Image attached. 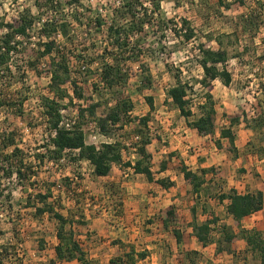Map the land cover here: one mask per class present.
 Masks as SVG:
<instances>
[{
    "label": "rangeland",
    "instance_id": "1",
    "mask_svg": "<svg viewBox=\"0 0 264 264\" xmlns=\"http://www.w3.org/2000/svg\"><path fill=\"white\" fill-rule=\"evenodd\" d=\"M46 1L0 0V24L11 23L26 10L35 20V25L28 32L27 38L22 39L19 37L16 39V42L20 44L17 47V51L12 54L9 62V71H5L4 68L0 70V103L2 104L0 107V147L4 139L6 144H9L7 148H0V150H3L0 157L4 158L14 148H18L22 153L12 160V163L16 166L18 165V160L21 159L26 165L23 171L25 178L22 180H18L13 176L11 179L6 180L3 178L1 181L2 187L8 190L3 192L2 195L0 194L1 264H79L76 260L71 263L61 262L55 258L54 248L58 244L56 221L48 212L40 216L35 214L37 208H43V204L36 197L37 194L43 195L47 191L51 193L48 204H53L54 211L74 221V234L82 249L86 252L87 259L91 258L89 260L91 264H110L111 260L124 258L131 247L136 252L146 251L148 253L149 260L146 262L140 261L141 263L139 264H152V254L155 255L153 264H167L172 256L175 262L179 258V260L184 261L183 264H258V259L246 253L244 242H235L231 245L223 243L221 251L218 252L221 256H219L217 263H213L208 259L212 251L206 250L204 251L205 254H202L201 251L196 249V240L190 241L189 238L185 244L190 251L180 253L175 247L172 251L168 250V244L171 243L170 239L173 238L172 240H175L172 234L173 229H171L170 234L165 236L163 234L165 231L161 228L160 234L162 236H156L157 227L155 226L157 224H155L154 215L151 213L158 210V207L153 206L154 203L147 201V199L143 203L140 202L142 196L138 193L140 189L136 185L134 186L132 182L128 183L127 180L125 181L127 182L126 185L120 182L118 187L112 186L107 192V197L111 199L114 196L113 198H116L112 205L120 207V216L118 215L116 219L114 218L116 214H111L112 217H109L110 215L108 214L107 222H100V225L93 226L88 223L90 221L84 214V211L88 210L85 205L90 204L91 196L82 195L81 193L82 196L79 197V194L76 193L79 186L80 188L84 186L80 182V176H77V181H73V174H77V171L69 166H74L76 163L71 160L64 165L50 164L48 160H45L42 164L39 163L35 156L44 154L45 150L40 149V146L46 142L48 134L41 98L51 96L49 89L51 81L46 69V60H41L39 63L34 62V54L36 49H38V43L45 41L44 37L39 38L41 20L46 21L52 18L56 20L67 19L72 24L70 26L72 42L69 43L67 39L57 36L56 43L60 48H68L69 50L73 48L75 51L74 55L82 56L88 62L89 60H96V56L102 53V49L106 45V38L104 37V31L102 33L95 32L94 27L91 26L89 28L87 23L98 15L109 20L107 14L110 15L112 9L117 7L120 2V0H79L78 18L81 23L77 25L72 17L74 12L65 4L64 0H53L59 1L63 5L61 15L59 13L54 15ZM36 2H39L40 8L38 7L39 5H36ZM146 8L148 10L151 9L148 3H146ZM160 16L165 22L167 20L173 22L168 25V29H157L156 32H153L145 28L142 36H140L143 42V46L140 48L143 53L141 60L148 67V74L150 75L149 87L141 90L140 80L146 74L144 73L145 69L138 62H128L125 65L122 73L126 76V83L114 87L112 90L94 87L95 85L93 84H95L96 79H89L87 75H84L85 80L81 85L82 92L84 96L92 94L94 101L100 103V107L97 109L98 118L103 117L108 112V109L115 104V99L112 97L116 98V100L117 97L129 100L133 104V109L129 117L124 120V123H118L116 126L108 124L109 127L106 129V133H101L98 128V132L107 139V143H119L122 146L129 144L134 147L133 137L139 134V130H142L145 136L152 140L147 147L148 150H178L177 148L180 145H178L179 142L177 140H182L181 128L184 127L186 129L187 127L184 125V119L177 113L170 101H167L166 91L175 85L173 76L179 72L181 81L188 83L192 88L189 94L194 116L190 120L199 116L198 105L203 102L204 91L198 83L203 77V73L198 65L199 59L196 57V47L200 43H206L208 47L217 50L219 47L214 40L218 37L222 41L221 47L229 54L232 75L236 78L239 77V81H241L236 80V82H239L236 87L242 89V93L237 97L238 99H235L230 89L224 90L220 86L216 88L213 96L218 112L217 129L225 127V123L223 124L222 120L224 119L223 114L225 115L228 109L223 107V102L231 105L233 110L230 112H234V107L238 105L244 106L246 103L250 104L258 101L264 103L263 91L258 94L259 82H262L264 86V66L261 65L264 61L262 59L264 57V0H164L161 3ZM184 18L195 31V38L189 42H184L182 38H177L172 31L173 25L180 24L181 19ZM2 32L0 30V38L3 36ZM209 37H212V41H209ZM146 49H148V53L145 52ZM168 54L169 57L167 56ZM236 54H242L241 56L244 59L239 60V58L235 57ZM32 62L35 64L33 68L30 67ZM165 62L169 64L171 73L165 68ZM100 63V61L96 60L95 63L91 64L90 68L96 69ZM70 67L71 72L74 73L77 67L76 59H72ZM259 67L260 71L253 73V70ZM39 71L43 73L39 75ZM81 78L83 79V76ZM67 89L69 96L73 98L72 87L67 85ZM147 97L153 98L154 110L152 112L149 111V106L145 101ZM247 99L249 101L245 102L244 100ZM236 102H238V105H236ZM63 104L61 110L66 111L67 115H65V118L72 119L77 117L76 124L80 123L75 105L69 106L67 101ZM73 104H78V101L74 98ZM247 106L249 108V105ZM145 115H149L150 122L147 129L143 130L137 119ZM260 120L257 118V123ZM263 120H261L262 125L256 129L264 139V131H261L264 125ZM97 127L99 126L97 125ZM83 130L86 142L89 144L88 138L91 135L89 124L84 126ZM172 131L173 134H171ZM10 134L13 135V145L7 139ZM174 134H177L178 137L175 138ZM190 134L188 132L187 136L190 137ZM208 140L209 142L206 141V145L204 144L206 146L205 149H217L214 140ZM215 140L218 139L216 138ZM199 148L198 146H193L190 150H199ZM201 148L204 147L201 146ZM121 150L127 149L122 148ZM129 151L133 152L135 148L133 149L129 146ZM242 155L244 156V153ZM245 155L247 156V154ZM232 157L234 158L233 155H231ZM233 158L230 159V162L233 161ZM177 162L179 163V160ZM243 162L246 163V159ZM178 163L174 166L176 168H169L167 174L171 178L179 176ZM157 164L154 165L156 167L153 168V172L156 178L161 179L160 176H157L159 172L157 169L160 166V164L159 166ZM243 164L240 163V165ZM228 166L230 169L228 171L229 176L222 173V171L220 172V165L214 167L217 174L215 184L212 185V182H210L207 185L210 190L209 196L203 192L198 199L187 195V190H185L186 183L177 176L174 181L176 189L171 191L169 195L170 202H167V204L175 206L176 210L178 209L177 212L180 215L181 224L184 220L183 217H186L187 224L191 223L189 221L191 218L190 210L196 204L199 214L204 206L210 210L215 209L218 216H221L222 224L228 226L231 223L226 216L225 206L218 204L216 199L219 188L221 192L225 191L227 193L232 186L241 187L244 183L240 182L241 178H246L247 181L252 183L258 182L260 186L264 184V166L259 168V170H256L255 167H252V169L249 167L248 174L234 169L235 165L232 163L228 164ZM82 168L87 170L86 166H82ZM27 170L30 171L27 172ZM224 170L227 173V168ZM220 173L225 176L224 182H226V177H229L226 186L220 184L223 177V175H219ZM232 175H234V178H232ZM127 178L131 181V176ZM70 179H73L72 182ZM86 179H89V174ZM67 183L70 184L68 185ZM111 184L113 185L111 182L107 186ZM218 184L220 187L217 186ZM9 192H11V198L7 200L6 194ZM85 192L87 194L88 190H85ZM115 193L118 195L115 196ZM119 198L122 201H118ZM208 199H210V202L206 205L205 202ZM71 200L81 204L77 210L75 207H71ZM107 207L112 209L111 203L107 204ZM124 207L127 210L125 213ZM203 214L201 213L200 217L198 216L199 223L204 220ZM259 217L260 223L264 222V217ZM255 221L253 219V222ZM181 224L173 225V227H180ZM184 224L186 226L185 222ZM250 225L252 223H247V221L243 224L246 229H250ZM185 226L182 227L184 228ZM106 227L107 232H105ZM66 229L68 230L69 227ZM257 230L264 233V224H259ZM217 238H219V235L217 231H214L210 237L211 242L209 244L216 242ZM159 244L162 249L158 246ZM98 247L99 249H97ZM157 250H160L159 254H157ZM192 252L197 253L196 257H193L194 263H191L189 258L184 256L185 253Z\"/></svg>",
    "mask_w": 264,
    "mask_h": 264
},
{
    "label": "trees",
    "instance_id": "2",
    "mask_svg": "<svg viewBox=\"0 0 264 264\" xmlns=\"http://www.w3.org/2000/svg\"><path fill=\"white\" fill-rule=\"evenodd\" d=\"M73 13V20L77 25L79 22V0H64ZM164 0H120L119 5L112 9V12L107 14L109 20L96 16L91 22L87 23L88 27H94L95 32L102 33L106 38V45L102 49V53L96 56V60L100 61V65L96 69H92L91 64L96 60H89L87 62L82 56L74 55V49L60 48L56 43V37L61 36L70 42V22L67 19L56 20L50 19L42 21L41 29L39 30V38H45V41L38 43V49L35 51L34 62L39 63L41 60H46V69L50 76V93L51 96L41 98V105L43 107V114L46 120V128L49 131H56L54 137L46 136V142L40 146V149L45 150L44 154L36 155L35 157L42 164L45 160L55 165L60 164L59 161L65 157L67 161L78 164L79 162L87 161L92 167V175L96 177H105L109 174L113 164L121 163V149L129 150V146H122L119 143H103L98 148L93 145H86L84 126L90 122H96L101 133H106V129L111 126H116L118 123L125 122L129 117L133 104L129 100H124L120 97L115 99V104L108 109V112L101 118L97 117V109L100 103L94 101L93 95L84 96L81 85L84 82V75L89 79H96L94 87L99 89L112 90L121 84L126 83V76L123 74V68L128 62H138L145 69V76L141 77V90L149 87L150 75L148 74L147 65L141 60L143 53L140 49L143 46L140 36L145 28L156 32L157 29L167 30L168 25L173 23L169 20L165 22L160 16L161 3ZM49 9H52L53 14L63 11V5L59 1L47 0ZM146 3L150 5V10L146 8ZM36 5L40 8L39 2ZM35 20L30 16L26 10L17 19L11 23L0 24V30L3 36L0 38V70L4 68L9 71V62L12 54L17 51L20 43L16 39L21 37L27 38L28 32L34 27ZM171 27V26H170ZM173 33L177 38H182L184 42H189L195 38V31L191 28L189 22L184 18L181 19L180 24H174L172 28ZM163 37V36H162ZM212 37H209V41ZM219 49L214 50L208 47L206 43H200L197 47L196 57L198 65L200 66L203 77L198 82L203 88V102L198 105L199 116L196 119L190 120L194 116L191 108V96L189 91H192L188 83H183L180 79L179 72L175 74V85L166 91V99L170 101L171 105L179 115L185 120L188 128L196 131L200 137L213 138L216 130V110L215 101L213 97L214 82L220 81L225 87L232 83V73L229 69L230 57L222 46L221 38L214 40ZM142 43V45H141ZM148 49L145 50L146 53ZM138 53V54H137ZM145 53V54H146ZM244 53V52H243ZM147 55V54H146ZM236 54L235 57H239ZM242 55V54H241ZM240 55V56H241ZM169 57V54L167 55ZM81 57V59H79ZM141 57V58H140ZM72 59L77 60V67L75 68L76 78L72 76L70 63ZM34 62L30 67H34ZM89 63V64H88ZM84 67V70L81 68ZM165 68L171 73L169 64L165 62ZM43 72L39 71L41 75ZM83 76V79L81 78ZM125 76V78H124ZM67 85L72 87L73 98L78 101V104H73V98L68 94ZM96 91V90H94ZM67 101L69 106L75 105L80 123L75 124L71 130H66L59 127L61 122L60 110L63 108V103ZM149 110H154L153 98H145ZM0 103V107H1ZM229 127L221 128L220 138L226 139L227 151L237 154L235 147V135L231 127L240 123V116L233 115L228 117ZM262 120V119H261ZM257 123V119L253 118L254 125L251 124V119L243 115L242 121L247 128L256 130L262 125V121ZM138 124L144 129H147L150 122L149 115H145L137 119ZM257 123V124H256ZM109 124V125H108ZM123 125V124H122ZM99 132V133H100ZM100 133V134H101ZM137 136L140 140L134 143V147L130 145L137 155V160L131 164L126 162L125 167H130L135 174L143 175L145 179L152 183L155 181V174L151 170L152 160L147 153V146L151 144V139L145 136L142 130L138 131ZM12 134L8 137L9 143L14 144ZM5 139L2 142L1 149L7 148ZM218 149L222 148L219 140L215 141ZM125 147V148H124ZM0 150V156L1 152ZM68 151V152H66ZM76 151V155L72 152ZM22 152L18 148H14L8 156L0 157V194L8 191L2 187L1 181L8 180L15 176L18 180L25 178L24 168H26L23 160H18V165L14 166L12 160ZM63 165V164H60ZM30 169V168H29ZM179 174L182 175L183 180L188 185L189 189L187 195H191L194 199H198L201 193L210 194L209 188L205 186L206 178L211 177L210 181L216 176L214 167L200 168L196 171L190 170L184 163L177 164ZM166 170V163L163 161L159 166V173ZM30 170H27V172ZM241 173L245 171L240 170ZM71 181V180H70ZM72 182V181H71ZM161 188L171 192L175 189V183L169 179H158L155 181ZM55 184V182H53ZM210 183V182H209ZM68 185L70 183H67ZM73 184V183H72ZM3 188V189H2ZM51 193L41 195L37 194V199L43 204V208H37L36 216L43 215L48 212L56 221L57 232L56 237L58 244L54 248L55 258L61 262H72L76 260L79 264H91L87 259L86 252L82 249L80 242L77 240L74 232V221L70 218H65L58 212L54 211L53 204H48ZM212 197V196H210ZM7 200L11 198V192L6 194ZM218 202L228 201L226 206V213L230 217V225H219V219L208 211L206 207H202V212L206 215L201 224H197L194 220L196 204L191 207L193 221L189 224L192 228L193 235L197 242L203 247H206L210 241V237L214 231H217L219 238L214 242L217 253L221 251V245L226 243L231 245L238 240H242L246 245V253L251 254L258 259V264H264V233L257 229H246L243 227V220L261 211L264 205V193L257 191L255 193H239L236 190H230L227 193L217 194ZM159 219L164 228L173 227L180 222V215L176 211L175 206L170 205L159 212ZM80 223V222H78ZM82 223V222H81ZM69 227L67 230L66 228ZM218 229V230H217ZM173 236L177 244L182 241V235L179 230H173ZM42 248V247H41ZM182 255V254H180ZM197 253H185L184 256L189 258L191 263H194V258ZM148 256L146 251L136 252L134 248L125 254L124 258L118 260H111L110 264H139ZM180 262L182 260L180 259ZM1 264V262H0Z\"/></svg>",
    "mask_w": 264,
    "mask_h": 264
},
{
    "label": "crops",
    "instance_id": "3",
    "mask_svg": "<svg viewBox=\"0 0 264 264\" xmlns=\"http://www.w3.org/2000/svg\"><path fill=\"white\" fill-rule=\"evenodd\" d=\"M241 55V54H240ZM237 57L239 58V60L244 59L243 56ZM264 59V57L262 58ZM230 62V61H229ZM240 62V61H238ZM262 66H264V61L261 63ZM239 66V65H238ZM229 69H230V64H229ZM257 71H260V67L259 68H255L253 70V73H257ZM230 72L232 73V70L230 69ZM240 76V75H239ZM236 80H240L239 77L236 78L235 76L232 75V83L230 84V86L225 87L220 81H215L214 82V89L212 94L214 95V91L216 90L217 87H221L224 90H231L232 95L235 97V99H238L237 97L241 95L242 93V89L237 88V83L241 82H236ZM264 80V79H263ZM251 84V83H250ZM259 87H258V94H261L263 91L264 94V86L262 82H259ZM256 94V95H258ZM214 97V96H213ZM169 101V100H167ZM215 101V99H214ZM249 101L247 100H244ZM154 105V103H153ZM236 105H238V102H236ZM249 105V108L248 106ZM239 106V107H238ZM237 107H234V112H230L231 110H233V108L231 107L230 104H226V102H223V107L226 110V114L224 116V119L222 120L223 124H224V128H228L229 127V120L228 117L229 116H233V115H239L240 116V123L238 125H235L233 127H231V130L233 131L234 135H235V147L237 150V154L233 155V153L227 151V140L226 139H221L220 138V130L221 129H217V118H218V112L216 110V104H215V110H216V130H215V134L213 136V138H209V137H200L197 135L196 131L193 129H190L187 127L186 122L184 120V125L187 127L186 129L181 128L182 133V140L180 142V140H177L179 142L178 145H180L177 149L178 150H148L147 149V153L151 156L152 158V168L151 170L153 171V168H155L156 166H154L155 164H157L159 166V164L161 162H165L166 163V170L157 174V176H160L161 179L163 178H169L171 182H174L175 179L177 178V176H175L174 178H171V176H169L168 171L169 168H173L174 166H176L177 160H179V162H182L185 164V166H187L190 170L192 171H196L197 169L200 168H210V167H215L216 165H220V172L222 171V173L227 174V176H229V166L228 164H234L235 168L234 169H238L240 170H245V174H248L249 171V167H252L256 170H259V168H261L262 166H264V139L260 136V134L258 133L259 131L253 130L251 128H247L245 126V123L242 121L243 119V115H245L246 118L251 119V124L253 125V118L256 120L257 118L259 119H264V103L261 101L258 102H252L250 104L241 106L238 105ZM227 107V108H226ZM223 108V109H224ZM150 111V110H149ZM178 113V111H177ZM179 114V113H178ZM169 123V121H168ZM264 123V120H263ZM223 128V127H222ZM261 131H264V125L261 129ZM188 132H190V137L187 136ZM173 134V131L172 133ZM184 134V135H183ZM264 135V134H263ZM173 136H175V138L178 137L177 134H174ZM189 137V138H188ZM218 139L222 145L221 149H211V148H206V141L209 142L208 139L210 140H214L215 143V139ZM186 141H185V140ZM205 144V145H204ZM193 146H198L201 148V146H203L204 148H199V150H190ZM148 147V146H147ZM246 151V153H245ZM244 153V156L241 154ZM247 154V156L245 155ZM231 155L234 156L233 161L230 162ZM246 159V163L243 162V160ZM137 160V155L134 152H131L129 150H121V163L120 164H113L111 166V170L109 172V174L105 177H96L92 175L90 166H88L86 164L85 161L83 162H79L78 165L75 164L74 166H69L70 168H74L77 171V174H73V179L74 180H78L77 176H80V182L83 183L84 186H82L76 190V193L79 194V197H81L82 195H89L91 196V202L88 205H85L88 207V210L84 211V214L86 215V217L89 219L90 222H88L89 224L95 226V225H100V222H107V215L109 214V217H112L111 214H116L114 216V218H116L119 215L120 212V207H116L115 205H112V203L115 202L116 198H109L107 197V192L109 191L110 187H118V185L120 184V182H122L124 185L127 184V182H125L126 180L128 181V183L132 182V184L137 188H139L140 190L138 191L139 194H141V198H140V202H145L146 199L147 201H151L154 203L153 206H157L158 210L152 211L151 214L154 215L153 220L155 221V224H157L156 230V236L161 237L162 235L160 234L161 232V228L163 229V231H165L163 234H165V236L167 234H170L171 229L173 230H179L181 235H182V241L180 244H177L175 240H172L173 238H171V243L168 244V250L172 251L175 247V249L180 252H188L190 250H188L187 246H186V241H188V238L190 241L196 240V238L193 235V231L192 228L189 226V223L187 224V219L186 217H183V222L181 224V222H179L181 224V226L179 227H168V228H164V226L162 225V222L159 219V212L168 207V205L170 206L171 204H167V202H170V198L169 195L171 194V192L161 188V186H159L155 181L158 180V178L155 177V181L152 183H149L145 177L143 175H139V174H135L133 173V170L130 167H125V163L126 162H130L131 164H133L135 161ZM159 161V162H158ZM250 161V162H249ZM240 163H244L243 165H240ZM248 163V164H247ZM52 164V163H50ZM82 166H86L87 170H83ZM176 168V167H174ZM227 168V173L224 169ZM159 170V169H157ZM87 171V172H86ZM235 171V170H234ZM89 172V173H88ZM220 173L219 175H223L222 179H221V185L222 186H226L228 184V178L226 177V182H224L225 180V176L224 174ZM232 173V172H231ZM89 174V179H86V177H88ZM166 174V175H165ZM131 176V181L128 180L127 177ZM76 177V179H75ZM217 177L216 176L210 181L211 177H207L206 181L207 183L205 184V186L209 185V182H212L211 184L214 185L215 183V179ZM83 178V179H82ZM178 178H182V175L179 174ZM232 178H234V175H232ZM70 179V180H73ZM82 179V180H81ZM113 183V185H108V183ZM185 183V181H183ZM240 182H244L242 184L241 187L239 186H232L229 188L230 190H236L239 193H255L257 191H261L262 193H264V184L262 186L258 185V182H250L247 181L246 178H241ZM175 183V182H174ZM117 185V186H115ZM219 186V184L217 185ZM220 187V186H219ZM158 189V190H156ZM176 189V187H175ZM189 187L186 184L185 185V190L188 191ZM224 189V188H223ZM222 189V190H223ZM84 190V192H83ZM85 190H88L87 194L85 192ZM161 190V191H160ZM153 191H159V192H153ZM219 193L218 194H222L225 193V191L221 192V189L219 188ZM221 192V193H220ZM82 193V195H81ZM118 194L115 193V196H117ZM151 197H150V196ZM80 199V198H79ZM110 199V200H109ZM210 199H208V201L205 202V204L207 205L210 201ZM216 200V199H213ZM118 201H122L120 198ZM71 202V207H75L76 210L80 207V203H76L75 201H70ZM138 202V201H137ZM175 202V199H174ZM109 203H111L112 209L111 207H107V204L109 205ZM134 203H136V201H134ZM218 204L224 205L225 206V212H226V206L228 205V201H223L222 203L218 202ZM206 207V206H204ZM207 208V207H206ZM208 209V208H207ZM178 210V209H177ZM176 210V211H177ZM127 210L124 207V213ZM144 211V210H143ZM191 211V210H190ZM209 212H211L212 214H214V216H216L219 219L218 222V226L221 225L223 223V221H221V216H218V214L216 213L215 209H208ZM86 212V213H85ZM142 212V211H141ZM88 213V214H87ZM203 213L202 210L200 212V214ZM149 214V215H151ZM197 212V208H195V214H194V220L195 222L199 225L201 223H199V215ZM120 216V215H119ZM199 216V217H198ZM206 215L203 214L202 217L204 218ZM226 216L228 217V220L230 219V217L228 216V214L226 213ZM259 216H263L264 217V205H263V209L255 214H253L252 216L246 218L243 220L242 224H244L246 221L247 223H252L251 228L253 229H258L259 224L263 225L264 222L260 223L259 220ZM201 217V218H202ZM262 217V218H263ZM87 219V220H88ZM117 219V218H116ZM253 219L256 220L255 222H253ZM138 220V218H137ZM190 222L193 221V215L191 213V218L189 219ZM203 220H201L202 222ZM136 222V221H135ZM184 222L186 223V227ZM177 223V225L179 224ZM90 226V225H89ZM182 226H185L184 228ZM154 227V228H155ZM244 227V226H243ZM176 228V229H175ZM245 228V227H244ZM248 228V227H247ZM250 228V229H251ZM132 229V228H131ZM126 230H130V229H126ZM136 230V229H135ZM107 232V227H106V231ZM119 232V231H118ZM173 234V232H172ZM197 242V240H196ZM236 242L242 243V240H238ZM107 244V242H106ZM177 245V246H175ZM161 248V245H158ZM198 251H201L202 254H205L204 251L206 250H210V252L212 251V253L208 256V259L210 261H212L213 263H217L219 261V256L220 253H216V245L214 243L212 244H208L206 247H203L201 244H199L197 242V246H196ZM147 248V247H146ZM99 249V247L97 248ZM162 249V248H161ZM193 249V248H192ZM194 248V250H196ZM149 248H148V252H149ZM160 253V250H157V254ZM179 254V253H178ZM154 254L151 255V261L153 264L154 261ZM179 256V255H178ZM89 260H91V258H89ZM147 260H149V256H147V258L144 261L141 262H146ZM75 261H72L71 263H74ZM139 262V263H141ZM184 261L180 262L179 258L178 260H176V262L173 260V256L171 257V259L169 260V262H167V264H183Z\"/></svg>",
    "mask_w": 264,
    "mask_h": 264
},
{
    "label": "built area",
    "instance_id": "4",
    "mask_svg": "<svg viewBox=\"0 0 264 264\" xmlns=\"http://www.w3.org/2000/svg\"><path fill=\"white\" fill-rule=\"evenodd\" d=\"M84 69H85L84 67L81 68V70H84ZM72 76L74 78H76V74L75 73H72ZM60 115H61V122H60L59 127H62V128L66 129V130H71L73 128V126L76 124L77 117L76 118H72V119L65 118V115H67L65 110H60ZM89 130H91V135L88 138V140L90 141V143L87 144L86 138H85L86 145H93L96 148H98L101 144L107 143V139L98 132V127H97L96 122H91L89 124ZM48 134H49V136L54 137L56 135V131L55 130L49 131ZM101 139H103V140L101 141ZM139 140H140V138L138 136L133 137V142L134 143H137ZM126 146H130V145L129 144H126ZM66 152H68V151H66ZM72 153L74 155H76L77 152L76 151H73ZM85 162H86V164L88 166H90V169H91V172H92L91 165L87 161H85ZM59 163L64 165V164L67 163V159L65 157H63L59 161ZM75 179H76V177H75ZM73 181H76V180H73Z\"/></svg>",
    "mask_w": 264,
    "mask_h": 264
}]
</instances>
